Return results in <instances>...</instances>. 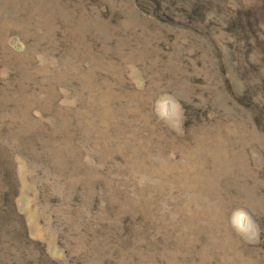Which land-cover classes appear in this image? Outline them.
Listing matches in <instances>:
<instances>
[{
    "label": "rangeland",
    "instance_id": "374dc122",
    "mask_svg": "<svg viewBox=\"0 0 264 264\" xmlns=\"http://www.w3.org/2000/svg\"><path fill=\"white\" fill-rule=\"evenodd\" d=\"M0 264H264V0H0Z\"/></svg>",
    "mask_w": 264,
    "mask_h": 264
},
{
    "label": "clouds",
    "instance_id": "9594fccd",
    "mask_svg": "<svg viewBox=\"0 0 264 264\" xmlns=\"http://www.w3.org/2000/svg\"><path fill=\"white\" fill-rule=\"evenodd\" d=\"M241 214L246 215V213L243 212V210H239Z\"/></svg>",
    "mask_w": 264,
    "mask_h": 264
}]
</instances>
